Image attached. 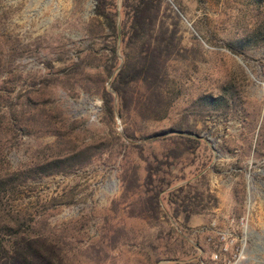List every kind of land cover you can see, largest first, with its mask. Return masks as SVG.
<instances>
[{
  "label": "rangeland",
  "instance_id": "374dc122",
  "mask_svg": "<svg viewBox=\"0 0 264 264\" xmlns=\"http://www.w3.org/2000/svg\"><path fill=\"white\" fill-rule=\"evenodd\" d=\"M112 1L120 30L125 0ZM95 5L0 0V175L85 149L91 156L75 172L29 181L2 201L0 264H171L163 260L164 244L175 249L178 264H212L209 236L197 230L214 220L219 229L234 227L244 241L236 264H264V46L240 55L225 46L257 27L264 0H164L160 19L172 28L178 15L183 51L169 72L182 95L166 119L151 124L134 113L113 123L103 115L100 96L83 90L88 84L111 92L104 66L112 40ZM226 84L238 94L228 111L197 101L220 95ZM186 125L203 138L183 160L184 169L174 172L184 177L176 186L198 181L219 204L194 216L188 243L176 246L181 229L170 218L166 196L157 221L130 217L137 194L124 197L119 175L133 163L144 176V163L130 147L140 141L129 140L125 129L139 138ZM15 212L33 220L34 228L17 235L2 231L7 214ZM240 218L246 225L235 228L230 221Z\"/></svg>",
  "mask_w": 264,
  "mask_h": 264
},
{
  "label": "trees",
  "instance_id": "16d2710c",
  "mask_svg": "<svg viewBox=\"0 0 264 264\" xmlns=\"http://www.w3.org/2000/svg\"><path fill=\"white\" fill-rule=\"evenodd\" d=\"M163 3L164 0H125L124 20L118 30L114 2L96 0L94 15L101 20L112 40L110 59L104 66L105 75L111 78L112 91L105 87L91 90L86 86L88 84L82 87L85 93H97L100 96L103 115L113 123L115 117L124 120L130 113H134L143 123L160 122L167 118L171 107L182 95L181 84L169 72V63L181 57L183 51L177 30L178 15L174 14L177 21L169 28L160 19ZM225 46L235 55L264 46V17L246 36ZM117 48H120L121 59ZM77 69L76 65L69 74L75 73ZM220 91L218 96L209 94L199 97L197 101L211 111H228L238 94L232 84L223 85ZM193 130L188 125L178 126L167 132L160 131L152 136L137 138L133 132L125 129V136L129 140L140 141L130 143V147L144 163L143 177L139 166L133 163H127L119 175L124 197H128L129 192L137 194V201L130 205L129 216L157 221L163 210V197L166 196L170 218L181 229L175 232L176 246L188 243L186 231L190 229L192 217L215 209L219 204L218 198L207 188L201 189L198 181L196 184L187 182L176 186L184 177L175 176L174 172L177 168L179 172L182 171L183 160L193 155L200 146V140L179 133L192 134ZM170 132L174 134L170 135ZM155 143L160 145L158 150L153 147ZM90 158V149H85L0 175V207L5 198L16 195L27 182L58 174H71L83 167ZM7 215V223L1 228L8 234L17 235L34 228L33 220L20 212ZM163 247L167 249L163 253V260L178 264L179 259L172 253L175 249L167 248V244Z\"/></svg>",
  "mask_w": 264,
  "mask_h": 264
},
{
  "label": "built area",
  "instance_id": "2783aa9c",
  "mask_svg": "<svg viewBox=\"0 0 264 264\" xmlns=\"http://www.w3.org/2000/svg\"><path fill=\"white\" fill-rule=\"evenodd\" d=\"M235 228L244 227L245 218H240L236 222L230 221ZM232 227V226H231ZM232 227L228 229H219L217 222L214 220L209 224L208 228H201L197 233H206L208 244L212 247L210 262L212 264H236L240 261L243 250L244 241L240 240Z\"/></svg>",
  "mask_w": 264,
  "mask_h": 264
},
{
  "label": "water",
  "instance_id": "95a60500",
  "mask_svg": "<svg viewBox=\"0 0 264 264\" xmlns=\"http://www.w3.org/2000/svg\"><path fill=\"white\" fill-rule=\"evenodd\" d=\"M179 134L188 135V136L193 137L195 139H202L203 138L202 136H198L196 134H187V133H181V132Z\"/></svg>",
  "mask_w": 264,
  "mask_h": 264
},
{
  "label": "crops",
  "instance_id": "0c3cea01",
  "mask_svg": "<svg viewBox=\"0 0 264 264\" xmlns=\"http://www.w3.org/2000/svg\"><path fill=\"white\" fill-rule=\"evenodd\" d=\"M195 219V217H192V219H191V224L193 225L194 223H196L195 221L196 220H194Z\"/></svg>",
  "mask_w": 264,
  "mask_h": 264
}]
</instances>
